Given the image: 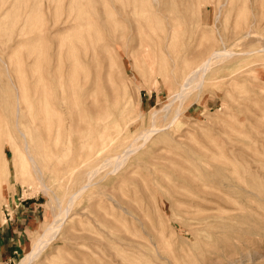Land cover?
Wrapping results in <instances>:
<instances>
[{
  "label": "rangeland",
  "instance_id": "1",
  "mask_svg": "<svg viewBox=\"0 0 264 264\" xmlns=\"http://www.w3.org/2000/svg\"><path fill=\"white\" fill-rule=\"evenodd\" d=\"M207 48L235 54L178 99ZM18 99L58 114L50 149L112 141L44 189L10 133ZM0 135V224L27 236L7 264L64 208L34 264H106L119 240L150 264H264V0H0Z\"/></svg>",
  "mask_w": 264,
  "mask_h": 264
},
{
  "label": "bare ground",
  "instance_id": "2",
  "mask_svg": "<svg viewBox=\"0 0 264 264\" xmlns=\"http://www.w3.org/2000/svg\"><path fill=\"white\" fill-rule=\"evenodd\" d=\"M150 3L152 5L153 4L157 5V4H159V0H150ZM246 35H248V33H246L245 36ZM163 39L166 40V36H164ZM168 41L169 40L167 39L166 44H165L167 46L166 48L169 47ZM173 49H174V47H173ZM257 51H261V49L257 50ZM257 51H246V52H242L241 55L243 56V55H249L251 53L252 54L257 53ZM167 52H168L169 57H171L172 61H174V58L171 56V50L169 51V49H168ZM234 54L235 53H232L230 50H227L225 48H221V49L207 48V49L198 50V51L194 52L193 58H192L193 59L192 63L188 62L187 60L186 61L184 60L185 61V67L188 65H189V67L180 76L181 81H180V84H178V92H176V96L177 97L179 96L178 99L180 98V96L183 95V93L187 89V86L190 85L191 83H193L194 81H196L197 79L199 81L198 85H200L202 78L204 77L205 73L208 72V70L210 69V66L212 65V63H214V61L216 62L217 60L228 59V58L232 57ZM237 54H239V53H237ZM165 56H167V55H165ZM161 58L162 59L164 58V56H162V53H161ZM150 67H151V65H150ZM241 67H242V64L240 66H237L236 70H240ZM151 69H152V67H151ZM49 80H51V79H49ZM59 87H60V85H59ZM43 106L44 107H42V108H38V107L35 108L31 104H29L28 102H23V99H21V100L18 99L16 101L14 107H13L12 112H11L12 117L10 118V120H11V132L10 133L13 132L12 135L13 136L15 135L14 138L16 137V139L18 138V140L20 141L19 143L21 145V150H22L23 154L26 155V161L29 163L30 168L32 170V173H34V176L36 177L40 186H42L44 189H46L47 188V185H46L47 182L53 183V184H58L60 186L64 182L71 180L73 178V175L75 174V170H77L80 163L82 162L81 164H83V161L92 158L98 152V150L100 148L106 146L110 141H112V139L110 136H107L105 139L102 138L100 141H92L91 143L87 144V147L85 148L83 153H82V150H79L78 152L75 151L73 153V154H75L74 156L71 155L68 150H66V146L64 143L59 147H54V148L50 149L48 146V143L45 140V137H48V135L52 132V130H54L56 138H57V131H58L59 127L61 126V122L56 116V115H58L57 113L56 114L54 112L51 113V111L48 110L46 104H44ZM67 121H69V120H67ZM151 123H153V121ZM170 123H172V122H170ZM151 126L153 128L154 125H151ZM152 128H151V130H152ZM147 133L148 132H146V134ZM150 133H151V131L149 132V134ZM152 133H153V130H152ZM4 134H6V133H4ZM140 135H143V134H141V132H140ZM0 137H1V135H0ZM139 137H141V136H139V135L136 136V138H134V141H137L139 139ZM145 137H148V135ZM135 139H137V140H135ZM141 139H143V138H141ZM146 140L147 139L145 138L143 140V142H145ZM5 141H4L5 144L1 145V149L4 147L10 146V141L9 142L8 141L5 142ZM114 141L115 140H113V142ZM134 141L132 140V142H134ZM143 142H141L140 144H142ZM140 144H139V146H140ZM139 146H138V148H139ZM127 147L125 148V150H122L120 153H118L115 157L107 158L106 160H104V162L107 161L108 165H110L112 167L113 170L111 169V171L118 169L119 168L118 166L121 165L122 163L125 164L127 157L130 154H132L131 153L132 151L128 149L129 147L128 148ZM82 148L84 149L83 146H82ZM131 148L134 149L133 147H131ZM138 148H136V149H138ZM70 151H71V149H70ZM99 153H97V154H99ZM104 162H101V163H104ZM121 166H123V165H121ZM101 167L103 168V164ZM101 167H99V168H101ZM104 167L106 168V164ZM97 168H98V166H97ZM94 169H96V167ZM101 169H98V170H101ZM95 171L97 172V170H95ZM87 172L88 173L86 174V179H85L86 181L84 183H82L77 188L76 193L77 192L78 193L77 194L75 193V195H80L79 193H81L82 191H84V189H86L87 187H89L91 185V179L94 175V171L88 170ZM114 172H116V171H114ZM75 195H72V196L70 195V196H71V198H74ZM55 202H57V201H55ZM68 202H69V200H68ZM71 203H68V204H70V206H71ZM68 204L66 206H68ZM56 205L58 206V203H56ZM70 206H68V207H70ZM58 209H59V207H58ZM57 211H59V210H57ZM67 211H68L67 208H64V210H62L61 212L59 211L60 212L59 215L57 214V217L56 218L54 217L55 221H53L52 223H48L46 225V227L40 233V235L32 242V244H31L32 246L30 247V250L28 252H26L24 255H22V257L17 262H15V264H34L33 261L36 260L39 257V255L41 254L42 250L47 247L48 242L52 239L51 237L55 236L54 233L55 232L57 233V231L60 230V227H61L60 222H61L62 218L59 219V216H61V217H62V215L65 216L66 215L65 213ZM64 218L65 217H63V219ZM102 223H104V222H102ZM119 231H120V229H119ZM94 240H96V239H94ZM108 248L106 250H108V253L111 254L112 257H109V259L105 258L106 264H150L147 262L144 263L142 260H140L139 257L136 258L137 254L143 248V246L141 244H139L138 242L137 243H131V242H124L123 243V242H120V240H119L117 245L110 246V247L108 246ZM124 251H128L129 254H126ZM133 255H136V257H134Z\"/></svg>",
  "mask_w": 264,
  "mask_h": 264
},
{
  "label": "crops",
  "instance_id": "3",
  "mask_svg": "<svg viewBox=\"0 0 264 264\" xmlns=\"http://www.w3.org/2000/svg\"><path fill=\"white\" fill-rule=\"evenodd\" d=\"M21 217L17 214L11 223L0 224V264L10 262L12 254L20 251L27 238L25 229L17 227ZM23 220V219H22ZM1 223V222H0Z\"/></svg>",
  "mask_w": 264,
  "mask_h": 264
},
{
  "label": "built area",
  "instance_id": "4",
  "mask_svg": "<svg viewBox=\"0 0 264 264\" xmlns=\"http://www.w3.org/2000/svg\"><path fill=\"white\" fill-rule=\"evenodd\" d=\"M5 223H7V222H5Z\"/></svg>",
  "mask_w": 264,
  "mask_h": 264
}]
</instances>
